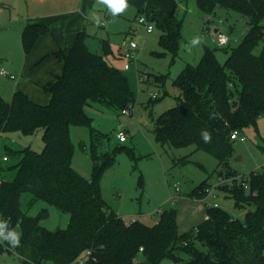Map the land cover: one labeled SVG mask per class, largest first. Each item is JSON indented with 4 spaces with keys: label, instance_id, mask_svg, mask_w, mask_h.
<instances>
[{
    "label": "trees",
    "instance_id": "1",
    "mask_svg": "<svg viewBox=\"0 0 264 264\" xmlns=\"http://www.w3.org/2000/svg\"><path fill=\"white\" fill-rule=\"evenodd\" d=\"M192 1L209 18L204 29L220 10L247 20L248 29L236 46L205 48L197 66L185 67L173 82L179 93L178 105L153 121L155 140L163 148L194 147L210 154L219 163L217 178L228 180L236 173L229 165L234 142L231 134L256 128L264 117V0ZM179 4L177 0H127V5L136 9L137 18L145 17L162 32L161 45L173 58L183 35ZM48 33L47 26L28 25L21 38L24 53L32 52ZM88 37L83 28L68 55L54 54L63 64V72L40 87L50 96L46 105L32 102L18 90L11 102L0 94V137L11 133L32 137L42 131L44 143L41 152L31 147L6 148L7 156L18 157L19 162L0 168V173L15 170L13 180L0 181V224L8 233L14 230L20 234L15 245L19 259L27 264H72L89 252L87 264H264L263 174L252 173L239 184L218 188L233 199L235 209L245 212L243 220L221 207L205 208V220L187 232H180L177 209L161 213L155 225L148 226L140 221L127 223L108 207L100 180L124 147L117 145L112 153L100 154L98 149L108 136L92 127L85 108L95 103L123 113L132 110L136 99L126 75L106 60L112 54L109 42L102 40L101 50L92 52ZM218 51L228 54L224 64L217 59ZM152 78L158 85L168 80L165 75L147 74L146 82ZM73 127L90 130L91 180L72 166ZM188 160L185 157L175 166ZM210 187L207 179L188 198L199 201ZM26 194L32 196L29 206L44 202L68 215L67 228H43L41 222L48 219V210L29 216L22 208Z\"/></svg>",
    "mask_w": 264,
    "mask_h": 264
},
{
    "label": "rangeland",
    "instance_id": "2",
    "mask_svg": "<svg viewBox=\"0 0 264 264\" xmlns=\"http://www.w3.org/2000/svg\"><path fill=\"white\" fill-rule=\"evenodd\" d=\"M177 1L180 3L177 15L182 21L183 35L180 50L175 58L171 52L162 47L160 30L154 27L151 34H146L144 27L139 23L134 7L128 6L121 12H113L104 0L95 1L91 24L87 30L90 35L86 39L87 46L92 52H99L101 41L107 40L111 46L112 55L117 56L119 48L124 43L133 42L139 47L136 53L137 62L131 63V69L128 71L124 70L126 63L124 59L120 57L112 59L111 56V60L115 61L108 60L109 64L120 69L128 78L136 103L131 107V116L95 103L87 106L85 112L92 119V127L108 136V140L98 149L100 154L112 153L117 145L124 147L115 154V161L104 171L100 180L101 195L108 207L127 223L140 221L148 226L155 225L161 213L177 209L180 232H187L206 218L202 204L188 196L207 179L211 184L218 183L216 170L219 163L210 154L195 151L194 147L182 149L161 147L155 140L153 121L178 105L179 93L173 87V82L185 67L189 64L197 66L205 48L211 50L216 48L206 32L212 33L219 27L231 39H238L240 43L245 37L242 36V32L248 29V25L247 20L245 21L236 13L220 10L217 18H212L213 23L207 26L208 30L204 33V24L209 21V18L197 9L194 1ZM9 16L10 11L0 21V70L3 68L15 76L18 82L2 75L0 93L6 101L11 102L16 90V82L19 83L24 79L19 72L23 64L21 50L19 47L15 50L16 43L12 42L13 40L2 39L5 36L9 38L14 35L8 30ZM238 43H233L232 46ZM262 45L260 44L256 52L259 53ZM7 55L10 58H7ZM216 56L221 64H224L228 58V54L223 51H218ZM147 74L165 75L168 80L165 85L156 84L153 78L147 83ZM154 95L158 98L153 99ZM121 127L125 128L127 137V142L124 144H120L117 139ZM241 136L246 139V143L233 142V153L229 159V165L236 173L230 175L228 180L237 182L236 184L241 183L243 177L249 179L252 173L264 175V117L258 120L256 128L241 132ZM90 139L88 128L73 127L71 129L75 153L72 166L87 180L92 179L93 167ZM26 147L41 152L44 148L42 131L32 137L23 136L20 133L3 135L0 139V168L14 167L19 162L18 157L7 156L6 148L18 151ZM185 157H189L186 163L175 166L176 162L180 163V160ZM223 175L228 174L226 172ZM14 176L15 170H5L0 173V181H11ZM174 185L179 187V194L183 199L174 192ZM170 188L173 196L178 197L180 201L171 199ZM216 194L217 198L209 199L210 202H217L235 219H244L245 212L235 209L233 199L220 190H217ZM31 199V195H24L22 208L31 217L39 215L43 210H48V219H43L41 222L43 228L49 231L67 228L68 215L59 213L44 202L29 206ZM1 227L0 224V230ZM85 257L86 255L81 256L72 264H86ZM139 259L141 260V257ZM0 264H27V262L11 254L0 253ZM161 264H170V261H164Z\"/></svg>",
    "mask_w": 264,
    "mask_h": 264
},
{
    "label": "crops",
    "instance_id": "3",
    "mask_svg": "<svg viewBox=\"0 0 264 264\" xmlns=\"http://www.w3.org/2000/svg\"><path fill=\"white\" fill-rule=\"evenodd\" d=\"M95 1L0 0V21L10 11V16L7 21L9 26L8 30L14 34L9 38L5 36L2 39L5 41L13 40L12 42L16 43L15 50L19 47V50H21V59L23 60L19 72L24 81L17 83L18 81L15 79L17 81L15 91L24 92L32 102L40 105H46L49 102L50 96L44 93L40 87L49 85L55 77L60 76L63 72V64L54 57V54L62 52L68 55L72 46H74L73 44L77 35L83 28L88 33L87 30L89 24H91ZM28 25L47 26L50 28V33L41 37L32 52L26 55L22 48L21 38L24 29ZM103 26L105 28V25ZM120 48L118 56L112 55V53L106 60H111V56L112 59H117L116 57L121 58ZM7 58L10 57L7 55ZM1 70L4 69L2 68ZM0 94L2 96V93ZM121 131H125V128L121 127ZM2 137L3 135L0 139ZM179 197L183 199L182 196Z\"/></svg>",
    "mask_w": 264,
    "mask_h": 264
},
{
    "label": "built area",
    "instance_id": "4",
    "mask_svg": "<svg viewBox=\"0 0 264 264\" xmlns=\"http://www.w3.org/2000/svg\"><path fill=\"white\" fill-rule=\"evenodd\" d=\"M139 23L144 27V30L146 32V34H151L154 31V26L149 23L147 21V19L144 17H140L138 18ZM220 24H223L222 22H220ZM219 24V25H220ZM104 25V24H103ZM210 25V24H209ZM208 25V26H209ZM205 30H208L207 27H205V29H203V32L205 33ZM245 30H243L242 32V36L245 35ZM207 36L212 40V42L215 44L216 48L222 49V48H226L228 46H231L233 43H238V39H231V37H229L227 34H225L219 27L216 28V30H214V32L210 33L209 31L206 32ZM223 40V43L221 42ZM122 48H120V54H121V58L125 60V64H124V70L128 71L131 69L130 64L131 63H135L137 62V51L139 50V47L131 42L129 44L124 43L122 46ZM1 76H5L10 78L11 80H15L16 77L13 75L8 74L6 71L1 70L0 72ZM158 96L154 95L153 99H157ZM124 115L127 116H131V111L129 110H124L123 113ZM231 141H240L241 143H246V139L244 137L241 136V133L235 131L231 134ZM117 139L118 142L120 144H124L127 142V137L125 132L121 131L117 134ZM218 183L211 184V187L207 190L206 192V196L202 199H200L199 201L196 200L198 203L202 204V206L204 208H219V204L217 202H210L209 199H216L217 198V190L220 186H224V185H232L233 181L232 180H226L223 178H217ZM172 189L170 188V197L172 200H177L178 197L180 196L179 192L180 189L177 185H174L173 190L176 193V195L178 197H174L172 194ZM179 194V195H178ZM179 200V199H178ZM3 233V236L0 237V247H2V254H11L14 255L15 257L19 258L16 251H15V246H13L12 242L7 239L6 237L8 236V231L6 229L5 226L2 225L1 230ZM142 251V249H141ZM89 252L86 254L85 257V263L87 264V262H89Z\"/></svg>",
    "mask_w": 264,
    "mask_h": 264
},
{
    "label": "clouds",
    "instance_id": "5",
    "mask_svg": "<svg viewBox=\"0 0 264 264\" xmlns=\"http://www.w3.org/2000/svg\"><path fill=\"white\" fill-rule=\"evenodd\" d=\"M104 3L107 4L113 12H121L128 7L127 0H104ZM221 42L223 43V40ZM2 236L3 233L0 231V237ZM6 238L12 242L13 246H15L19 244L20 234L13 230Z\"/></svg>",
    "mask_w": 264,
    "mask_h": 264
}]
</instances>
